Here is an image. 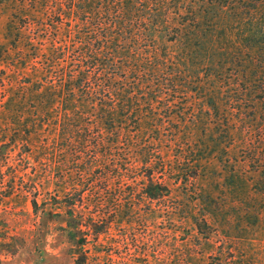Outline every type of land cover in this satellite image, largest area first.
<instances>
[{"label":"trees","instance_id":"1","mask_svg":"<svg viewBox=\"0 0 264 264\" xmlns=\"http://www.w3.org/2000/svg\"><path fill=\"white\" fill-rule=\"evenodd\" d=\"M0 4L10 10L0 43V87L8 92L4 100L0 96V112L12 116L13 127L8 142L24 141L27 153L55 175L61 196L49 205L66 206L69 215L63 229L72 242L74 264L99 257L96 245L92 255L85 247L91 231L94 238L103 231L97 221L101 215L112 214L104 225L124 215L132 225L141 213L128 206L153 202L168 192L154 176L158 160L146 145L149 141L138 143L142 130L171 123L193 126L194 131L201 127L191 137L197 147L188 150L189 155L196 151V158L177 155L178 162H187L192 178L198 174L197 163L216 158L227 189L242 191L243 177L230 163L236 160L232 155H237L238 145L249 142L248 136H236L243 130L236 123L247 126L248 132L258 125L257 146L249 144L242 158L257 165L252 185L264 196V132L258 120L264 118V83L251 87L261 80L264 68V0H0ZM161 45L176 51L161 54ZM226 65L237 71L236 81L244 84L241 91L246 96L257 95L249 112L240 107L218 111L221 96L215 84ZM9 73L15 77L6 88ZM188 81L196 82L198 101L208 110L187 120L177 113L139 109L159 103L162 95L177 92ZM227 84L238 88L235 81ZM8 142L0 143V153ZM137 168L143 169L140 174H134ZM135 175L142 179L139 187L126 182L129 177L134 181ZM203 201L208 204L207 198ZM31 203L38 206L35 198ZM75 206H94L84 224ZM123 241L128 264H145L135 260L145 254L144 237L132 228Z\"/></svg>","mask_w":264,"mask_h":264},{"label":"rangeland","instance_id":"2","mask_svg":"<svg viewBox=\"0 0 264 264\" xmlns=\"http://www.w3.org/2000/svg\"><path fill=\"white\" fill-rule=\"evenodd\" d=\"M9 14V8L0 4V43ZM165 47L161 45L158 52L171 54L176 51L173 47H166L164 51ZM199 70L205 71V67ZM235 73L237 71L229 65L225 66L223 73L218 72L215 85L221 96L220 112H233L239 107L249 112V106L254 104L257 95L253 99L246 96L241 91L244 84L236 81ZM13 77L14 74L5 75L6 88H9ZM258 78L261 80L256 79L252 88L260 81L264 83V68ZM232 81L238 83V88H227V83ZM181 84L183 86L179 85L177 92L162 95L159 103L142 104L139 109L161 115L177 113L187 120L195 112L208 110V106L198 101V94L194 91L198 87L196 82ZM7 94L0 87L3 100ZM11 119L12 116L0 112V143L10 139L13 132L9 123ZM258 120L264 132V118ZM236 124L243 129L236 131V136H248L249 142L238 145L237 155H232L236 156V160L230 163L243 177L242 191L227 189L225 173L216 158L210 157L197 163L198 174L192 178L189 177L191 173L187 162L183 163L182 159L178 162L177 155L186 154L185 159L196 158L198 153L195 151L189 155L188 150L197 147L191 137L199 134L201 127L194 131L193 126L171 123L142 130L138 143L149 141L146 145L154 150L155 160H158L154 176L167 186L168 192L153 202L128 206L139 208L141 213V217L132 225H129L125 215L123 219L117 218L104 225L112 214L101 215L97 221L102 224L99 228L103 231H100L98 238H94L91 231L85 247L92 255L96 245L100 254L97 253V259L95 256L89 257L86 264H128L123 239L132 228L147 242L144 256L135 259L145 264H264V196L256 194L252 185L257 178L254 171L257 165L242 158L243 153L247 154L249 144L253 148L257 146L261 131H258V125L248 132L247 126ZM204 133L209 134L208 129ZM23 142H8L0 153V264H74L72 242L63 229L69 215L66 206L49 205L55 196H61L58 182L47 167L37 163L27 153ZM131 161L127 157V162ZM161 165L164 169H157ZM142 170L137 168L134 174H140ZM136 177L134 181L129 177L126 182L139 187L142 179ZM33 198L38 206L32 205ZM204 198H207L208 204L203 201ZM74 208L79 212L81 217L78 218L83 224L94 212V206ZM75 235L77 238L82 236L79 232Z\"/></svg>","mask_w":264,"mask_h":264}]
</instances>
